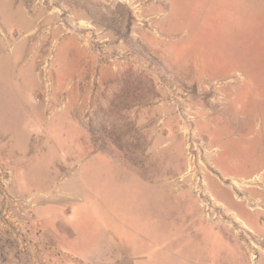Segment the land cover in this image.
Masks as SVG:
<instances>
[{
    "label": "rangeland",
    "instance_id": "obj_1",
    "mask_svg": "<svg viewBox=\"0 0 264 264\" xmlns=\"http://www.w3.org/2000/svg\"><path fill=\"white\" fill-rule=\"evenodd\" d=\"M0 160L34 196L40 261L59 209L80 252L109 221L119 238L209 233L207 264H264L262 219L252 235L225 206L264 185V0H0Z\"/></svg>",
    "mask_w": 264,
    "mask_h": 264
},
{
    "label": "crops",
    "instance_id": "obj_2",
    "mask_svg": "<svg viewBox=\"0 0 264 264\" xmlns=\"http://www.w3.org/2000/svg\"><path fill=\"white\" fill-rule=\"evenodd\" d=\"M251 176H253V174ZM232 177H236L237 180L243 179H239L236 175L231 174L230 180ZM142 188L143 189H140V191L142 190L145 193V204L149 202L151 205L156 206L159 201L158 198L161 199L163 196L161 195L160 187L154 184ZM25 191L30 192L27 189ZM248 191L249 190H247V192ZM175 195L178 201H180L179 193ZM171 197H173V195ZM191 200L193 201L192 197ZM139 202L140 200H137L135 204L140 205ZM245 207L247 208V206ZM245 207H243L242 212L235 210V208H233V210L242 219L247 221L253 235V229L255 230L253 227V210L247 208L249 210L247 211ZM49 212L46 229L48 230L47 238L50 247L47 245V251H44V264H207L206 259H202L203 257L197 255L198 251L195 247H202L200 242L202 239L209 237L211 235L209 233L193 232L194 234H191L189 231L171 230L161 235L160 232L159 234L155 232L152 233L147 229V231L138 232L134 237L127 235L119 238L113 235V232H111L112 229L109 226V221H106L101 224L99 230H94L95 234L91 236L89 248L80 252L81 248H76V245L79 244L81 238L79 239V235H74L71 231L66 230L67 223L62 221L63 217L60 214V210L55 209L54 211L51 209ZM146 214V211H142L143 216H147ZM139 218L141 217H138V222H140ZM176 221L178 222V220ZM148 222L150 221L148 220ZM183 222L187 224V219L185 218ZM151 223L150 225L152 226L150 229H152V231L154 226H156L158 231L160 230L162 222H160V226L153 220H151ZM163 231L166 232L168 230L164 229ZM254 233L256 234V232ZM70 236L72 237L70 238ZM259 237L262 236L259 235ZM68 238H70L68 244L71 246H67V244L64 243V240ZM74 239L78 240V242H74ZM118 240L119 243L117 242ZM92 245L93 247H90ZM191 246L194 247L191 248ZM190 249L192 252H190ZM33 254L32 264H37L35 262V258L38 257L36 249H34ZM260 256L264 260V256L262 254H260Z\"/></svg>",
    "mask_w": 264,
    "mask_h": 264
},
{
    "label": "built area",
    "instance_id": "obj_3",
    "mask_svg": "<svg viewBox=\"0 0 264 264\" xmlns=\"http://www.w3.org/2000/svg\"><path fill=\"white\" fill-rule=\"evenodd\" d=\"M11 175L10 168L0 160V264H32L35 200L32 194L19 196L10 192ZM41 259L39 256L35 262L44 264Z\"/></svg>",
    "mask_w": 264,
    "mask_h": 264
},
{
    "label": "bare ground",
    "instance_id": "obj_4",
    "mask_svg": "<svg viewBox=\"0 0 264 264\" xmlns=\"http://www.w3.org/2000/svg\"><path fill=\"white\" fill-rule=\"evenodd\" d=\"M261 178L262 177L258 173L254 172L253 176H251L250 179L246 176H244L242 180H237L236 177H232L230 183L235 185L236 187H239V186H241L240 185L242 183L241 181L251 183V182H253V180L260 181V180H262ZM263 192H264V185L262 186V188H257L255 190L252 189L249 193H243L242 192L241 196L237 195L235 197L237 200L241 199V202H243V200H244L245 203H247V205H246L247 208L250 210H253L251 208V206H248L251 202H253V204L261 207L260 208L261 211H258V212L254 211L253 213H255L256 221H258V219H260V218L262 219L261 221H259L260 223H258V222H255V223L258 225V228H256V231L259 234H262L264 236V216H263L264 215V209L262 208V207H264V201H263L264 197L260 196L261 194H263ZM249 196H251V198ZM226 201H228V202H225V206L227 208L226 210L230 211L233 214L232 218H234L235 221L241 222L242 227H246V224L244 223L242 218L237 213H235V211L233 210L232 207L230 208L229 205L227 204L230 202L229 198H226ZM248 243H250V245H252L254 248H258V245L251 239L250 236H249V242Z\"/></svg>",
    "mask_w": 264,
    "mask_h": 264
}]
</instances>
